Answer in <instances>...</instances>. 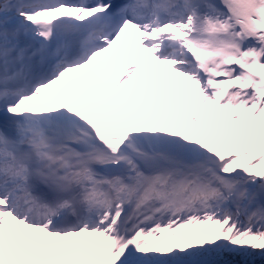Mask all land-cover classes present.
<instances>
[{
	"label": "snow or ice",
	"instance_id": "obj_1",
	"mask_svg": "<svg viewBox=\"0 0 264 264\" xmlns=\"http://www.w3.org/2000/svg\"><path fill=\"white\" fill-rule=\"evenodd\" d=\"M0 264H264V0H0Z\"/></svg>",
	"mask_w": 264,
	"mask_h": 264
}]
</instances>
